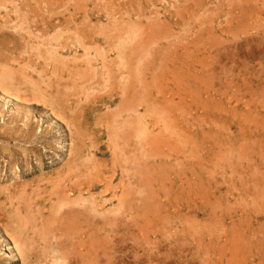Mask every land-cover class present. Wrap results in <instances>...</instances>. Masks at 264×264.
Masks as SVG:
<instances>
[{"label": "rangeland", "instance_id": "obj_1", "mask_svg": "<svg viewBox=\"0 0 264 264\" xmlns=\"http://www.w3.org/2000/svg\"><path fill=\"white\" fill-rule=\"evenodd\" d=\"M0 1V264H264V0Z\"/></svg>", "mask_w": 264, "mask_h": 264}, {"label": "bare ground", "instance_id": "obj_2", "mask_svg": "<svg viewBox=\"0 0 264 264\" xmlns=\"http://www.w3.org/2000/svg\"><path fill=\"white\" fill-rule=\"evenodd\" d=\"M23 1H24V0H23ZM42 1H44V0H42ZM50 1H51V0H50ZM50 1H49V2H50ZM228 1H229V0H228ZM237 1H238V0H236V2H237ZM252 1H253V0H252ZM254 1H255V0H254ZM2 2H3V1H2ZM2 2L0 1V3H2ZM20 2H21V0H20ZM35 2H36V0H35ZM49 2H48V3H49ZM52 2H53V1H52ZM52 2H51V3H52ZM220 2H221V1H220ZM224 2H225V1H224ZM245 2H246V0H245ZM256 2H259V1L257 0ZM261 2H262V0H261ZM5 3H7V1H6ZM14 3H15V2H14ZM18 3H19V2H18ZM21 3H23V2H21ZM45 3H46V2H44V4H45ZM48 3H47V5L50 4V3H49V4H48ZM167 3H168V1H167ZM232 3H234V2H232ZM242 3H243V1H242ZM242 3H241V4H242ZM251 3H252V2H251ZM251 3H249V4H251ZM19 4H20V3H19ZM39 4H41V3L39 2ZM42 4H43V3H42ZM237 4H238V3H237ZM260 4H261V3H260ZM10 5H11V4H10ZM12 5H13V3H12ZM24 5H26V4H24ZM257 5H258V4H257ZM257 5H256V6H257ZM29 6H30V5H29ZM215 6H216V5H215ZM222 6H223V5H222ZM229 6H230V5H229ZM229 6H228V7H229ZM237 6H238V5H237ZM242 6H243V8H244V4H242ZM249 6H250V5H249ZM252 6H253V3H252ZM261 6H262V5H261ZM1 7H2V6H1ZM1 7H0V8H1ZM3 7H5V6H3ZM7 7H8V5H7ZM15 7H16V6H15ZM47 7H48V6H47ZM171 7H172V6H171ZM228 7H227V10L229 11L230 8L228 9ZM18 8H19V7H18ZM25 8H27V7H25ZM25 8H24V9H25ZM251 8H252V10H253V7H251ZM19 9H20V8H19ZM47 9H48V8H47ZM260 9H261V8H260ZM5 10H6V9H5ZM20 10H22V9H20ZM20 10H19V11H20ZM25 10H26V9H25ZM227 10H225V11H227ZM239 10H240V9H239ZM239 10H238V11H239ZM9 11H10V10H9ZM33 11H34V10H33ZM164 11H165V9H164ZM166 11H167V10H166ZM5 12H6V11H5ZM10 12H11V11H10ZM13 12H14V11H13ZM13 12H12V13H13ZM22 12H25V11H22ZM22 12H20V13H22ZM48 12H49V11H48ZM15 13H16V12H15ZM25 13H26V12H25ZM166 13H167V12H166ZM168 13H169V12H168ZM171 13H172V12H171ZM176 13H177V12H176ZM226 13H227V12H226ZM226 13H225V14H226ZM2 14H3V13H2ZM7 14H8V12L6 13V15H7ZM13 14H14V13H13ZM13 14H12V15H13ZM22 14H23V15H22V17H23V16H24V13H22ZM14 15H15V14H14ZM16 15H17V14H16ZM161 15H162V14H161ZM166 15H167V14H166ZM173 15H174V14H173ZM0 16H1V15H0ZM8 16H9V15H8ZM17 16H18V15H17ZM162 16H163V15H162ZM170 16H171V15H170ZM247 16H248V14H247ZM253 16H254V15H253ZM10 17H11V16H10ZM19 17H20V16H19ZM24 17H25V16H24ZM4 18H5V16H4ZM13 18H14V16H13ZM13 18H12V19H13ZM15 18H16V17H15ZM20 18H21V17H20ZM111 18H112V17H111ZM237 18H238V17H237ZM10 19H11V18H10ZM25 19H26V18H25ZM244 19H245V18H244ZM251 19H252V18H251ZM258 19H259V18H258ZM4 20H5V19H4ZM22 20H23V19H22ZM1 21H2V20H1ZM46 21H47V20H46ZM52 21H53V20H52ZM160 21H161V20H160ZM163 21H164V20H163ZM7 22H8V21H7ZM11 22H12V21H11ZM22 22H24V21H22ZM25 22H26V21H25ZM119 22H120V21H119ZM174 22H175V21H174ZM4 23H5V22H4ZM4 23H2V24H4ZM17 23H19V22H17ZM17 23H16V24H17ZM50 23H51V22H50ZM134 23H135V22H134ZM166 23H167V22H166ZM166 23H164V24H162V25L165 26ZM170 23H171V22H170ZM5 24H6V23H5ZM10 24H11V23H10ZM24 24H25V23H24ZM135 24H136V23H135ZM140 24H141V22H140ZM226 24H227V22H226ZM229 24H230V23L228 22L227 25H229ZM159 25H160V24H159ZM230 25H231V24H230ZM240 25H241V24H240ZM18 26H19V25H18ZM21 26H22V24H21ZM23 26H24V25H23ZM23 26H22V27H23ZM49 26H50V25H49ZM75 26H76V25H75ZM135 26H137V29L140 27V25H139V27H138V24L135 25ZM166 26H167V24H166ZM2 27H3V25H2ZM15 27H16V26H15ZM29 27H30V26H29ZM51 27H52V26H51ZM141 27H142V26H141ZM159 27H160V26H159ZM224 27H225V26H224ZM247 27H248V26H247ZM0 28H1V27H0ZM17 28H18V27H17ZM17 28H14V29H17ZM142 28H143V27H142ZM241 28H242V27H241ZM1 29H3V28H1ZM18 29H19V28H18ZM20 29H21V28H20ZM52 29H53V27H52ZM54 29H56V28H54ZM54 29H53V31H54ZM71 29H72V28H71ZM75 29H76V28H75ZM159 29H160V28H159ZM202 29H203V28H202ZM220 29H221V28H220ZM229 29H230V28H229ZM231 29H233L232 26H231ZM26 30H27V29H26V27H25V30H24V31H26ZM67 30H68V29H67ZM222 30H223V28H222ZM226 30H227V29H226ZM3 31H4V30H3ZM6 31H7V30H6ZM21 31H23V30H21ZM21 31H20V32H21ZM65 31H66V30H65ZM73 31H75V30L73 29ZM73 31L71 30V32H73ZM98 31H99V30H98ZM0 32H1V31H0ZM232 32H233V31H232ZM68 33H69V32H68ZM73 33H74V32H73ZM75 33H76V31H75ZM187 33H188V32H187ZM220 33H221V32H220ZM220 33H219V34H220ZM238 33H239V32H238ZM49 34H51V33H49ZM77 34H78V33H77ZM143 34H145V33H143ZM231 34H232V33H231ZM0 35H1V34H0ZM78 35H79V34H78ZM35 36H36V35H35ZM45 36H47V35H45ZM58 36H59V35H58ZM131 36H133V35H131ZM220 36H222V35H220ZM8 37H9V36H8ZM8 37H7V38H8ZM47 37H48V36H47ZM76 37H77V36H76ZM81 37H82V36H81ZM81 37H80V40H81ZM227 37H228V36H227ZM37 38H38V37H37ZM72 38H73V36H72ZM212 38H213V37H212ZM216 38H217V37H216ZM220 38H221V37H220ZM225 38H226V37H225ZM228 38H229V37H228ZM228 38H227V39H228ZM35 39H36V37H35ZM55 39H56V38H55ZM55 39H52V41L54 40V41L56 42ZM57 39H58V38H57ZM76 39H77V38H76ZM165 39H166V38H165ZM222 39H223V38H222ZM4 40H5V39H4ZM147 40H148V39H147ZM218 40H219V39H218ZM17 41H18V40H17ZM44 41H47V42H48V40H44ZM50 41H51V39H50ZM73 41H74V40H73ZM78 41H79V39H78ZM203 41H204V39H203ZM210 41H211V39H210ZM222 41H223V40H222ZM6 42H7V41H6ZM36 42H37V41H36ZM211 42H212V41H211ZM91 43H92V41H91ZM38 44H39V43H38ZM41 44H42V43H41ZM41 44H40V45H41ZM43 44H44V43H43ZM43 44H42L41 47H43ZM77 44H78V43H77ZM87 44H88V47H89V44H90V43H87ZM87 44H86V45H87ZM6 45H7V44H6ZM9 45H10V43H9ZM19 45H20V44H19ZM69 45H70V44H69ZM83 45L85 46V44H83ZM83 45H82V47H83ZM203 45H204V44H203ZM213 45H215V44H213ZM54 47H55V46H54ZM54 47H51V49L54 48ZM64 47H65V46H64ZM82 47H81V48H82ZM85 47H87V46H85ZM90 47H91V46H90ZM225 47H226V46H225ZM0 48H1V47H0ZM49 49H50V48H49ZM89 49H91V48H89ZM204 49H205V48H204ZM1 50H2V49H1ZM10 50H11V49H10ZM27 50H28V49H27ZM44 50H48V49H44ZM44 50H43V51H44ZM84 50H85V49H84ZM5 51H6L7 54H8V50H5ZM5 51H3V52H5ZM31 51H32V50H31ZM39 51H41V50H39ZM39 51H38V53H39ZM1 52H2V51H1ZM13 52H14V51H13ZM21 52H22V51H21ZM23 52H24V51H23ZM44 52H46V51H44ZM74 52H75V51H74ZM102 52H103V51H102ZM10 53H11V52H10ZM42 53H43V52H42ZM47 53L49 54L50 52H47ZM55 53H57V52H55ZM55 53H54V54H55ZM75 53H76V52H75ZM78 53H79V52H78ZM18 54H19V52H18ZM18 54H17V55H18ZM88 54H89V53H88ZM1 55H2V54H1ZM19 55H20V54H19ZM36 55H37V54H36ZM36 55H35V57H37ZM46 55H47V54H46ZM101 55H102V54H101ZM47 56H48V55H47ZM49 56H50V55H49ZM56 56H57V55H56ZM83 56H84V55H83ZM102 56H103V55H102ZM210 56H211V55H210ZM38 57H39V56H38ZM50 57H51V56H50ZM69 57H70V56H69ZM69 57H68V58H69ZM76 57H77V56H76ZM76 57H74V59H75L74 61H76V59L78 58V57H77V58H76ZM80 57H82V56H80ZM84 57H86V56H84ZM93 57H94V56H93ZM211 57H212V56H211ZM41 59H42V58H41ZM52 59H53V58H52ZM58 59H59V58H58ZM89 59H91L90 56H89ZM117 59H118V58H117ZM29 60H31V59H29ZM64 60H65V59H64ZM66 60H67V59H66ZM44 61H45V60H44ZM69 61H70V63H71V60H69ZM91 61H93V60H91ZM122 61H123V60H122ZM77 62H79L78 59H77ZM84 62H85V59H84ZM90 63H91V62H90ZM128 63H129V62H128ZM52 64H53V62L51 61V65H52ZM55 64L57 65V63H55ZM58 64H59V63H58ZM72 64H73V61H72ZM77 64H79V63H77ZM88 64H89V63H88ZM102 64H103V63H102ZM79 65H80V64H79ZM84 65H85V64H84ZM84 65H82L81 68H84V67H83ZM119 65H120V64H119ZM22 66H23V65H22ZM31 66H32V65H31ZM31 66H30V67H31ZM112 66H113V65H112ZM134 66H135V65H134ZM194 66H195V65H194ZM68 67H69V66H68ZM77 67H78V66H77ZM91 67H92V66H91ZM119 67H120V66H119ZM195 67H196V66H195ZM208 67H209V66H208ZM81 68H80V69H81ZM92 68H93V67H92ZM116 68H117V67H116ZM131 68H134V67L132 66ZM188 68H189V67H188ZM34 69H35V68H34ZM70 69H71V68H70ZM76 69H78V68H76ZM89 69H90V68H89ZM93 69H94V68H93ZM95 69H97V68H95ZM191 69H192V68H191ZM195 69L197 70V68H195ZM29 70H30V68H29ZM31 70H32V69H31ZM81 70H82V69H81ZM91 70H92V69H91ZM34 71H35V70H33V72H34ZM73 71H74V70H73ZM106 71H109V70L106 68ZM106 71H105V72H106ZM5 72H6V74H7L8 71H5ZM5 72L3 71V73H5ZM69 72H70V71H69ZM69 72H68V73H69ZM79 72H81V71L79 70ZM94 72H95V70H94ZM129 72H130V71H129ZM208 72H209V71H208ZM10 73H11V72H10ZM13 73H14V72H13ZM15 73H16V72H15ZM24 73H25V72H24ZM37 73H38V72H37ZM54 73H55V72H54ZM193 73H194V72H193ZM6 74H5V75H6ZM16 74H17V73H16ZM16 74H15V75H16ZM70 74H71V73H70ZM73 74H74V73H73ZM76 74H77V73H76ZM87 74H88V73H87ZM127 74H129L128 71H127ZM207 74H208V73H207ZM124 75H126V74L124 73ZM167 75H168V74H167ZM69 76H70V75H69ZM76 76H77V75H76ZM79 76H80V75H79ZM86 76H87V75H86ZM126 76H127V75H126ZM130 76H131V75H130ZM192 76H193V74H192ZM22 77H23V76H22ZM55 77H56V76H55ZM58 77H59V76H58ZM60 77H61V76H60ZM74 77H75V75H74ZM135 77H136V75H135ZM1 78H2V77H1ZM5 78H8V77H5ZM10 78H11V77H10ZM25 78H26V77H25ZM44 78H45V77H44ZM70 78H71V77H70ZM143 78H144V77H143ZM194 78H195V77H194ZM62 79H63V81L65 82L67 78L65 79V77H63ZM64 79H65V80H64ZM91 79H92V78H91ZM2 80H3V79H2ZM4 80H5V79H4ZM13 80H15V79H13ZM17 80H18V79H17ZM19 80H20V79H19ZM29 80H30V79H29ZM73 80H74V79H73ZM121 80H122V79L120 78V81H121ZM128 80H129V79H128ZM142 80H143V79H142ZM0 81H1V80H0ZM10 81H11V80H10ZM78 81H79V80H78ZM129 81H130V80H129ZM174 81H175V80H174ZM8 82H9V81H8ZM15 82H16V81H15ZM15 82H14V83H15ZM64 82H63V83H64ZM66 82H67V81H66ZM66 82H65V83H66ZM69 82H70V81H69ZM154 82H155V81H154ZM169 82H171V81H169ZM11 83H13V82H11ZM44 83H45V82H44ZM63 83H62V84H63ZM148 83H149V82H148ZM171 83H172V82H171ZM175 83H176V82H175ZM8 84H9V83H8ZM178 84H179V83H178ZM180 84H181V83H180ZM63 85H64V84H63ZM77 85H78V84H77ZM82 85H84V84H82ZM133 85H134V84H133ZM175 85H176V84H175ZM58 86L60 87V85H58ZM108 86H109V85H108ZM110 86H112V85H110ZM182 86H183V85H182ZM204 86H205V85H204ZM6 87H7V86H6ZM6 87H5V88H6ZM9 87L11 88V85H10ZM12 87H14V86L12 85ZM15 87H17V89H18V88H19V89L21 88V87H18L17 85H16ZM15 87H14V88H15ZM113 87H114V86H113ZM118 87H119V86H118ZM128 87H129V86H128ZM141 87H142V86H141ZM146 87H147V86H146ZM168 87H169V86H168ZM179 87H180V86H179ZM189 87H190V86H189ZM7 88H8V87H7ZM36 88H37V87H36ZM66 88H67V86H66ZM103 88H104V87H103ZM119 88H120V87H119ZM132 88H133V87H132ZM0 89H1V88H0ZM11 89H13V88H11ZM15 89H16V88H15ZM19 89H18V90H19ZM79 89H81V87H80ZM168 89H169V88H168ZM177 89H178V88H177ZM3 90H5V89H3ZM18 90H16V91H18ZM113 90H115V89H113ZM144 90H145V89H144ZM144 90H143V91H144ZM156 90H157V89H156ZM173 90H174V89H173ZM183 90H184V89H183ZM5 91H6V93L9 92V91H7V90H5ZM20 91H21V90H20ZM79 91H80V90H79ZM92 91H93V90H92ZM102 91H103V90H102ZM108 91H109V90H108ZM170 91H171V90H170ZM174 91H175V90H174ZM3 92H4V91H3ZM11 92H12V91H11ZM186 92L189 93L188 90H187ZM12 93H14V91H13ZM34 93H36V91H35ZM55 93H56V92H55ZM142 93H143V92H142ZM178 93H179V92H178ZM182 93H183V92H182ZM10 94H11V93H10ZM25 94H26V93H25ZM75 94H76V93H75ZM134 94H135V93H134ZM179 94H180V93H179ZM91 95H92V94H91ZM114 95H115V94H114ZM128 95H129V94H128ZM150 95H152L151 92H150ZM150 95L148 96V98L150 97ZM173 95H174V94H173ZM25 96H26V95H25ZM27 96H29V95L27 94ZM49 96H50V95H49ZM73 96H74V95H73ZM108 96H109V95H108ZM169 96H171V95H169ZM175 96H177V95H175ZM184 96H185V92H184ZM11 97H12V96H11ZM30 97H31V96H30ZM30 97H28V98H30ZM36 97H38V96H36ZM105 97H107V96H105ZM128 97H129V96H128ZM151 97H152V96H151ZM180 97H181V96H180ZM28 98H27V99H28ZM31 98H32V97H31ZM39 98H42V97L40 96ZM130 98H132V96H131ZM165 98H166V97H165ZM172 98H173V96H172ZM172 98H171V101L169 100V102H172V101L175 102L174 100H172ZM123 99H124V98H123ZM146 99H147V98H146ZM153 99H155V98H153ZM167 99H169V98H167ZM176 99H177V98H176ZM176 99H175V100H176ZM44 100H45V99H44ZM44 100H43V101H44ZM52 100H53V99H52ZM58 100H59V99H58ZM150 100H151V98H150ZM26 101H28V100H26ZM53 101H54V100H53ZM59 101H60V100H59ZM113 101H114V100H113ZM115 101H116V100H115ZM115 101H114V102H115ZM130 101H132V100H130ZM177 101H178V100H177ZM57 102H58V101H57ZM103 102H104V101H103ZM138 102H139V101H138ZM147 102H148V101H147ZM48 103H49V102H48ZM104 103H105V102H104ZM110 103H111V102H110ZM124 103H125V102H124ZM159 103H160V102H159ZM61 104H62V102H61ZM71 104H72V103H71ZM71 104H69V105H71ZM78 104H79V103H78ZM96 104H97V103H96ZM175 104H176V102H175ZM175 104H174V105H175ZM187 104H188V103H187ZM51 105H52V104H51ZM54 105H55V104H53V106H54ZM63 105H64V104H63ZM83 105H84V104H83ZM107 105H108V104H107ZM114 105H115V104H114ZM124 105H125V104H124ZM164 105H165V104H164ZM172 105H173V103H172ZM45 106H47V105H45ZM64 106H65V105H64ZM55 107H56V106H55ZM85 107H86V106H85ZM102 107H103V106H102ZM165 107H166V106H165ZM181 107H182V106H181ZM57 108H58V107H57ZM65 108H66V107H65ZM99 108H100V107H99ZM99 108H98V110H100ZM111 108H112V107H111ZM114 108H115V107H114ZM114 108H112V109H114ZM72 109H73V108H72ZM148 109H149V108H148ZM84 110H85V109H84ZM108 110H109V109H108ZM182 110H183V109H182ZM56 111H58V110H56ZM95 111H96V110H95ZM101 111H102V109H101ZM151 111H152V110H151ZM178 111H179V110H178ZM86 112H87V111H86ZM98 112H99V111H98ZM167 112H168V111H167ZM175 112H177V111H175ZM182 112H183V111H182ZM58 113H61V112L59 111ZM58 113H57V114H58ZM89 113H91V112H89ZM101 113H102V112H101ZM104 113H105V112H104ZM150 113H152V112H150ZM168 113H170V112H168ZM72 114H73V113H72ZM75 114H76V113H75ZM86 114H87V113H86ZM106 114H107V112H106ZM109 114H111V113H108V115H109ZM122 114H123V113H122ZM141 114H142V113H141ZM182 114H183V113H182ZM77 115H78V114H77ZM92 115H93V114H92ZM97 115H98V114H97ZM99 115H100V113H99ZM99 115H98V116H99ZM135 115H136V114H135ZM149 115H150V114H149ZM186 115H187V113H186ZM186 115H185V116H186ZM105 116H106V115L104 114V117H105ZM109 116H110V115H109ZM178 116H179V115H178ZM83 117H84V116H83ZM102 117H103V116H102ZM111 117H112V116H111ZM134 117H135V116H134ZM138 117H140V115H138ZM145 117H146V115H145ZM186 117H187V116H186ZM61 118H62V116H61ZM116 118H117V117H116ZM67 119H68V118H67ZM69 119H70V118H69ZM82 119H83V118H82ZM100 119H102V118H100ZM112 119H113V118H112ZM122 119H123V118H122ZM131 119H132V118H131ZM135 119H136V118H135ZM146 119H147V118H146ZM63 120H64V119H63ZM89 120H90V119H89ZM110 120H111V119H110ZM118 120H119V119H118ZM125 120H129V118H127V119H125ZM138 120H139V119H138ZM141 120H142V118H141ZM170 120H171V119H170ZM172 120H173V119H172ZM103 121H104V120H103ZM173 121H174V120H173ZM244 121H245V120H244ZM104 122H105V121H104ZM111 122H112V121H111ZM131 122H132V121H131ZM133 122H134V121H133ZM153 122H154V121H153ZM67 123H69V122H67ZM70 123H71V122H70ZM79 123H80V121H79ZM105 123H106V122H105ZM109 123H110V122H109ZM117 123H118V122H117ZM137 123H138V122H137ZM107 124H108V123H107ZM128 124H129V123H128ZM128 124H127V125H128ZM72 125H73V124H72ZM78 125H79V124H78ZM121 125H122V124H121ZM129 125H130V124H129ZM149 125H150V124H149ZM154 125H155V124H154ZM246 125H247V123H246ZM66 126H67V125H66ZM70 126H71V125H70ZM124 126H125V125H124ZM131 126H132V125H131ZM163 126H164V124H163ZM117 127H118V126H117ZM120 127H121V126H120ZM137 127H138V126H137ZM161 127H162V126H161ZM165 127H166V126H165ZM108 128H109V127H108ZM111 128H112V126H111ZM114 128H115V127H114ZM118 128H119V127H118ZM144 128H145V127H144ZM152 128H153V127H152ZM123 129H124V128H123ZM150 129H151V128H150ZM150 129H148V130H150ZM156 129H157V128H156ZM74 130H75V129H74ZM118 130H119V129H118ZM151 130H153V129H151ZM151 130H150V131H151ZM159 130H160V128L157 129L156 131L158 132ZM161 130H162V128H161ZM164 130H165V129H164ZM175 130H176V129H175ZM113 131H114V130H113ZM126 131H127V130H126ZM156 131H155V132H156ZM162 131H163V130H162ZM119 132H120V131H119ZM121 132H122V131H121ZM71 133H72V132H71ZM125 133H126V132H125ZM150 133H152V131H151ZM150 133H149V134H150ZM153 133H154V130H153ZM161 133H162V132H161ZM161 133H160V134H161ZM242 133H243V132H242ZM111 134H112V133H111ZM121 134H122V133H120V135H121ZM160 134H159V135H160ZM123 136H124V134H123ZM147 136H148V135H147ZM173 136H174V135H173ZM70 137H73V136H70ZM165 137H166V136H165ZM70 139H71V138H70ZM149 139H150V137H149ZM257 141H258V140H257ZM122 142H123V141H122ZM141 142H142V141H141ZM173 142H174V141H173ZM116 143H117V142H116ZM116 143H115V144H116ZM125 143H126V142H125ZM150 143H151V142H150ZM120 144H121V143H120ZM123 144H124V142H123ZM123 144H122V145H123ZM126 144H127V143H126ZM126 144H125V145H126ZM144 144H145V143H144ZM151 144H152V143H151ZM145 145H146V144H145ZM94 146L97 147V145H94ZM94 146H93V147H94ZM120 146H121V145H120ZM152 146H153V145H152ZM153 147H154V146H153ZM155 147H156V146H155ZM94 148H95V147H94ZM94 148H93V149H94ZM111 148H112V147H111ZM120 148H121V147H120ZM122 148H123V146H122ZM122 148H121V149H122ZM128 148H129V147H128ZM150 148H151V146H150ZM124 149H125V148H124ZM133 149H134V148H133ZM94 150H96V149H94ZM128 150H129V149H128ZM171 150H172V149H171ZM154 151H155V150H154ZM126 152H127V151H126ZM129 152H130V151H129ZM130 153H131V152H130ZM135 153H136V152H135ZM135 153H134V154H135ZM152 153H153V152H152ZM90 154H91V153H90ZM90 154H89V155H90ZM132 154H133V152H132ZM146 154H148V153H146ZM160 155H161V154H160ZM160 155H159V156H160ZM190 155H191V154H190ZM127 156H128V154H127ZM127 156H126V158H128ZM148 156H149V155H148ZM166 156H167V155H166ZM90 157H93V156L90 155ZM141 157H143V156H141ZM93 158H95V157H93ZM129 158L131 159V157H129ZM129 158H128V159H129ZM169 158H170V157H169ZM90 159H92V158H90ZM136 159H137V158H136ZM93 160H94V159H93ZM184 160H185V159H184ZM134 161H135V160H134ZM96 162H97V161H96ZM132 162H133V161H132ZM143 162H144V161H143ZM187 162H188V161H187ZM92 163H93V162H92ZM98 163H101V162H98ZM136 163H137V161H136ZM127 164H128V167H129V163H127ZM122 165H123V164H122ZM130 165H132V164H130ZM133 165H134V162H133ZM133 165H132V166H133ZM214 165H215V164H214ZM98 166H99V164H98ZM123 166H125V165H123ZM126 166H127V165H126ZM130 167H131V166H130ZM137 167H138V166H137ZM161 167H162V166H161ZM87 168H89V167H87ZM85 169H86V168H85ZM93 169H94V168H93ZM97 169H98V168H97ZM132 169H133V168H132ZM151 169H152V168H151ZM78 170H79V169H78ZM126 170H127V168H126ZM128 170H129V168H128ZM80 171H81V170H80ZM88 171H90V170H88ZM88 171H86V172H88ZM94 171H95V170H94ZM97 171H98V170H97ZM81 172H82V171H81ZM81 172H80V174H81ZM83 172H84V171H83ZM91 172H92V171H90V174H91ZM95 172H96V171H95ZM100 172H101V171H100ZM127 172H128V171H127ZM97 173H98V172H97ZM140 173H142V172L140 171ZM64 174H65V173H64ZM87 174H88V173H87ZM87 174H85V175H86L88 178L91 177L90 174H88V175H87ZM93 174H94V173H93ZM133 174H134V173H133ZM135 174H136V173H135ZM82 175H83V174H82ZM95 175H96V174H95ZM99 175H102V174L99 173ZM182 175H183V174H182ZM72 176H73V175H72ZM78 177H79V179H80V176H78ZM95 177H96V176H95ZM99 177L101 178V176H99ZM102 177H104V176H102ZM105 177H106V176H105ZM122 177H123V176H122ZM69 178H70V177H69ZM69 178H68V179H69ZM75 178H76V177H75ZM163 178H164V177H163ZM63 180H64V178H63ZM63 180H62V181H63ZM73 180H74V179H73ZM86 180H87V179H86ZM86 180H81V179H80L79 182L77 181L78 184H76V183L73 184V183H72V186L69 188L68 193H70V192H74V191L77 192V196H76V198H74V200L71 199V197H70L69 194H66V193H65L66 195H65V194L63 195L62 201L64 202V205L67 207V210H66V211H67L68 214H69V215L67 214L68 216L66 217V218H67L66 220H67L68 223H69V224H67L68 226L70 225V223L74 224V221H76V219L79 220V217L82 216V218H83V217L89 215V214L87 213V211H89V212L92 211V212H96V213H97V211H96L95 209H93V208H91V207H88V205H86V199H83V198H82V197H83V193H82V192L84 191V190H82V188H83V186H85V185L87 184ZM88 180H89V179H88ZM102 180H103V179H102ZM102 180H101V181H102ZM118 180H119V179H118ZM130 180H131V179H130ZM71 181H72V180H71ZM92 181H94V180L92 179ZM101 181H99V182H101ZM104 181H105V179H104ZM75 182H76V180H75ZM130 182H131V181H130ZM68 183L70 184L69 181H68ZM91 183H92V182H90V184H91ZM143 183H145V182H143ZM59 184H60V183H59ZM59 184H58V185H59ZM64 184H65V183H64ZM69 184H68V185H69ZM90 184H89V185H90ZM98 184H99V183H98ZM135 184H136V183H135ZM137 184H138V183H137ZM66 185H67V184H66ZM81 185H83L82 188H80ZM91 185H92V184H91ZM145 185H146V184H145ZM150 185H151V184H150ZM59 186H60V185H59ZM61 186H62V185H61ZM64 186H65V185H64ZM95 186H96V185H95ZM122 186H123V185H122ZM129 186H130V184H129ZM138 186H139V185H138ZM147 186H148V185H146V188H147ZM110 187H111V186H110ZM135 187H136V186H135ZM143 187H144V184H143ZM148 187H149V186H148ZM54 188H55V187H54ZM98 188H99V187H98ZM98 188H97V189H98ZM146 188H144V189L141 188V189L145 190L146 192H149V190L147 189V190H148V191H147ZM66 189H67V188H66ZM66 189H65V190H66ZM90 189H91V188H90ZM90 189H89V190H90ZM103 189H104V188H103ZM117 189H118V187H117ZM53 190H54V189H53ZM61 190H62V189H61ZM112 190H113V189H112ZM121 190H122V189H121ZM135 190H136V189H135ZM48 191H49V190H48ZM55 191H56V190H55ZM63 191H64V190H63ZM91 191H93V189H92ZM50 192H52V190H51ZM126 192H127V191H126ZM129 192H130V191H129ZM141 192H142V191H141ZM150 192H151V191H150ZM48 193H49V192H48ZM54 193H55V192H54ZM62 193H63V192H62ZM89 193H90V192H89ZM97 193H98V192H97ZM42 194H43V192H42ZM42 194H41V195H42ZM45 194L47 195V192H46ZM71 194H72V193H71ZM95 194H96V193H95ZM141 194H142V193H141ZM146 194H147V193H146ZM146 194H145V195H146ZM52 195H54V194L52 193ZM86 195H87V193H86ZM101 195H102V194H101ZM127 195H128V194H127ZM95 196H96V195H95ZM125 196H126V195H125ZM139 196H140V195H139ZM147 196H149V195H147ZM46 197H47V196H46ZM49 197H50V196H49ZM49 197H48V198H49ZM100 197H101V196H100ZM105 197H106V196H105ZM129 197H130V196H129ZM132 197H133V196H132ZM140 197H141V196H140ZM28 198H29V197H28ZM28 198H27V199H28ZM42 198H43V197H42ZM85 198H86V196H85ZM88 198H89V196H88ZM90 198H91V197H90ZM114 198H115V196H114ZM146 198H148V197H146ZM146 198H143V200L146 199ZM149 198H150V196H149ZM149 198H148V199H149ZM43 199H44V198H43ZM96 199H97V198H96ZM91 200H93V199H91ZM99 200H100V199H99ZM117 200H118V199H117ZM117 200H116V201H117ZM134 200H135V199H134ZM138 200H139V199H138ZM195 200H196V199H195ZM41 201H42V200H41ZM87 201H88V200H87ZM89 201H90V200H89ZM105 201H106V200H105ZM111 201H112V200H111ZM130 201H131V200H130ZM150 201H151V200H149V202H150ZM71 202H74V204H78L79 207L81 206V207H82V209H80L81 211L75 213V211H74L75 208H73L74 205H73V206L71 205L72 207L70 206ZM95 202H96V201H95ZM97 202H98V200H97ZM143 202H144V201H143ZM143 202H140V203H143ZM149 202H148V203H149ZM93 203H94V202H93ZM130 203L132 204V202H130ZM130 203H129V204H130ZM133 203H134V202H133ZM151 203H152V202H151ZM151 203H150V204H151ZM39 204H40V203H39ZM39 204H38V206H39ZM62 204H63V203H62ZM87 204H88V203H87ZM103 204H104V203H103ZM146 204H147V203H146ZM146 204H145V205H146ZM41 205H42V204H41ZM45 205H46V204H45ZM59 205H60V204H59ZM96 205H97V204H96ZM101 205H102V204H101ZM119 205H120V204H119ZM140 205H141V204H140ZM145 205H144V206H145ZM14 206H15V205H14ZM26 206H27V205H26ZM62 206H63V205H62ZM89 206H90V205H89ZM93 206H94V205H93ZM147 206H149V205H147ZM74 207H75V206H74ZM101 207H102V206H101ZM113 207H114V206H113ZM142 207H143V206H142ZM38 208L40 209V207H38ZM58 208H60V207H58ZM58 208H57V210H58ZM61 208L63 209V207H61ZM106 208H107V206H106ZM118 208H119V207H118ZM122 208H124V207L122 206ZM126 208H127V207H126ZM130 208H131V207H130ZM149 208L152 209L151 206H150ZM149 208L147 209L146 212H148V211L150 210ZM18 209H19V208H18ZM54 209H55V208H54ZM97 209H98V208H97ZM108 209H109V208H108ZM132 209H133V208H132ZM116 210H117V208H116ZM123 210H124V209H123ZM139 210H140V209H139ZM60 211H61V210H60ZM48 212H49V211H48ZM150 212H151V211H150ZM45 213H46V212H45ZM65 213H66V212H65ZM65 213H64V214H65ZM74 213H75V214H74ZM101 213H102V212H101ZM116 213H118V212L116 211ZM119 213H120V212H119ZM121 213H122V212H121ZM126 213L128 214V212H126ZM35 214H36V213H35ZM112 214H114V213H112ZM129 214H130V213H129ZM134 214H135V213H134ZM140 214H141V213H140ZM146 214H148V213H146ZM42 215H43V214H42ZM92 215H93V214H92ZM121 215H122V214H121ZM124 215H125V214H124ZM142 215H143V214H142ZM152 215H153V213H152ZM119 216H120V215H119ZM129 216H130V215H129ZM147 216H150V215H147ZM36 217H37V216H36ZM95 217L98 219V216H95ZM104 217H105V216H104ZM104 217H103V218L99 217V218L104 219ZM122 217H124V216H122ZM130 217H132V216H130ZM134 217H135V216H134ZM61 218H62V217H61ZM85 219H86V218H85ZM85 219H84V220H85ZM87 219H88V218H87ZM139 219H140V218H139ZM149 219H151V218H149ZM23 220H24V219H23ZM80 220H81V219H80ZM84 220H83V221H84ZM99 220H100V219H99ZM106 220H107V219H106ZM121 220H122V219H121ZM129 220H130V218H129ZM81 221H82V220H81ZM83 221H82V222H83ZM91 221H92V220H91ZM91 221H90V222H91ZM145 221H146V220H145ZM150 221H151V220H150ZM26 222H27V221H26ZM76 222H78V221H76ZM84 222H85V221H84ZM93 222H95V221H93ZM96 222H97V221H96ZM128 223H129V222H128ZM137 223H138V221H137ZM145 223H149V222L147 221V222H145ZM65 224H66V223H65ZM82 224H83V223H82ZM125 224H126V221H125ZM39 225H40V224H39ZM102 225H103V224H102ZM113 225H114V223H113ZM113 225H112V226H113ZM22 226H23V225H22ZM36 226H37V225H36ZM53 226H54V225H53ZM70 226H71V225H70ZM97 226H98V225H97ZM116 226H118V225L116 224ZM87 227H88V223H87ZM90 227H91V226H90ZM126 227H127V226H126ZM148 227H149V225H148ZM148 227H147V228H148ZM21 228H22V227H21ZM61 228H62V227H61ZM108 228H109V227H108ZM117 228H118V227H117ZM119 228H120V227H119ZM138 228H139V227H138ZM100 229H101V228H100ZM103 229H104V227H103ZM111 229H112V228H111ZM142 229H143V228H142ZM23 230H24V229H23ZM32 230H33V229H32ZM80 230H83V229L80 228ZM92 230H93V229H92ZM109 230H110V229H109ZM116 230H117V229H116ZM126 230H127V229H126ZM131 230H132V229H131ZM13 231H14V230H13ZM77 231H78V230H77ZM118 231H119V230H118ZM128 231H129V230H128ZM128 231H127V232H128ZM141 231H142V230H141ZM143 231H144V230H143ZM32 232H33V231H32ZM116 232H117V231H116ZM127 232H126V233H127ZM20 233H21V231H20ZM49 233H50V232H49ZM74 233H75V232H74ZM80 233H81V232H80ZM118 233H119V232H118ZM93 234H94V233H93ZM107 234H108V233H107ZM115 234H116V233H115ZM87 235H89L88 232H87ZM90 235H91V234H90ZM94 235H95V234H94ZM126 235H127V234H126ZM129 235L131 236V233H130ZM54 236H55V235H54ZM108 236H109V235H108ZM130 236H129V237H130ZM135 236H136V235L134 234V237H135ZM55 237H56V236H55ZM110 237H112V234H111ZM121 237H122V236H121ZM131 237H132V236H131ZM137 237H138V235H137ZM82 238H83V237H82ZM138 238H139V237H138ZM142 238H143V237H142ZM85 239H86V238H85ZM85 239H84V240H85ZM92 239L95 241L94 238H92ZM103 239H104V238H103ZM109 239H110V238H109ZM111 239H112V238H111ZM114 239H115V238H114ZM121 239H122V238H121ZM135 239H136V238H135ZM84 240H83V241H84ZM101 240H102V239H101ZM94 241H93V242H94ZM97 241H100V240H97ZM102 241H103V240H102ZM111 241H112V240H111ZM113 241H114V240H113ZM127 241H128V240H127ZM84 242H87V241L85 240ZM84 242H83V243H84ZM88 242H89V241H88ZM105 242H106V241H105ZM83 243H82V244H83ZM101 243H102V242H101ZM91 244H92V243H91ZM98 244H99V243H98ZM106 244H107V242H106ZM110 244H111V243H110ZM80 245H81V244H80ZM85 245H86V244H85ZM87 245H88V243H87ZM92 245H93V244H92ZM99 245H100V244H99ZM103 245H105V244H103ZM198 245H199V244H198ZM88 246H89V245H88ZM88 246H87V247H88ZM93 246H94V245H93ZM108 246H109V245H108ZM82 247H83V246H82ZM85 247H86V246H85ZM87 247H86V248H87ZM90 247H91V246H90ZM110 247H111V246H110ZM110 247H109V248H110ZM151 247H152V246H151ZM88 248H89V247H88ZM91 248H92V250H93V247H91ZM97 248H98V247H97ZM103 248L105 249V248H107V247H104V246H103ZM103 248H102V250H103ZM111 248L113 249V247H111ZM84 249H85V248H84ZM107 249H108V248H107ZM112 249H111V250H112ZM86 250H87V249H86ZM94 250H95V249H94ZM94 250H93V251H94ZM96 250H97V249H96ZM100 250H101V249H100ZM79 251H80V250H79ZM81 252H82V253H81ZM102 252H103V251H102ZM102 252H101V253H102ZM83 253H84L83 251H80V255L83 254ZM103 253H104V252H103ZM109 253H110V252H109ZM93 255H94V252H93ZM135 255H136V254H135ZM65 256H66V255H65ZM83 256H84V255H83ZM85 256H86V255H85ZM88 256H89V255H88ZM102 256H103V254H102ZM104 256H105V253H104ZM107 256H108V255H107ZM109 256H110V255H109ZM66 257H67V256H66ZM53 258H54V257H53ZM86 258H87V256H86ZM90 258H91V257H90ZM90 258H89V259H90ZM92 258H93V257H92ZM92 258H91V259H92ZM102 258H103V257H102ZM56 259H57V258H56ZM83 259H84V257H83ZM94 259H95V258H93V260H94ZM108 259H109V258H108ZM116 259H117V258H116ZM139 259H140V258H139ZM156 259H157V258H156ZM158 259H159V258H158ZM30 260H31V259H30ZM52 260H53V259H52ZM59 260L61 261L62 259H60V257H59ZM86 260H87V259H86ZM95 260H96V259H95ZM57 261H58V260H57ZM57 261H56V262H57ZM82 261H84V260H82ZM87 261H88V260H87ZM164 261H165V260H164ZM52 262H53V264H54V261H52ZM96 262H97V261H96ZM49 263H50V262H49ZM60 263H61V262H60ZM82 263H83V262H82ZM144 263H145V262H144Z\"/></svg>", "mask_w": 264, "mask_h": 264}]
</instances>
